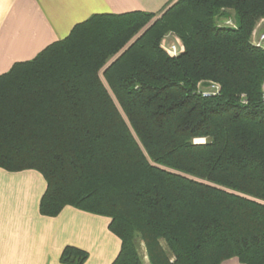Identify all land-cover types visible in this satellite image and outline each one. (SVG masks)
<instances>
[{
	"label": "trees",
	"instance_id": "obj_1",
	"mask_svg": "<svg viewBox=\"0 0 264 264\" xmlns=\"http://www.w3.org/2000/svg\"><path fill=\"white\" fill-rule=\"evenodd\" d=\"M262 18L264 0H177L77 24L0 75V168L44 176L43 215L110 218L113 264H144L141 243L151 264H264Z\"/></svg>",
	"mask_w": 264,
	"mask_h": 264
},
{
	"label": "crops",
	"instance_id": "obj_2",
	"mask_svg": "<svg viewBox=\"0 0 264 264\" xmlns=\"http://www.w3.org/2000/svg\"><path fill=\"white\" fill-rule=\"evenodd\" d=\"M177 0H0V75L34 59L96 14H162ZM47 189L35 170L0 168V264H63L67 246L89 253L84 264H113L122 241L110 218L66 206L55 217L40 212ZM222 264H243L231 258Z\"/></svg>",
	"mask_w": 264,
	"mask_h": 264
},
{
	"label": "rangeland",
	"instance_id": "obj_3",
	"mask_svg": "<svg viewBox=\"0 0 264 264\" xmlns=\"http://www.w3.org/2000/svg\"><path fill=\"white\" fill-rule=\"evenodd\" d=\"M229 20V19H228ZM228 20H219L218 21V23H217V25H221V26H223V25H225V26H231L230 24H228ZM234 23V22H233ZM232 27H234V25L232 26ZM255 33H256V35L257 36H261V35H263L264 34V18H262L259 22H258V24H257V26H256V28H255V31H254ZM177 39L183 44V42H182V40L176 35V34H174V33H172V32H169V33H167L164 37H163V40H162V42H161V47H162V49L163 50H165L166 51V53H168L167 52V50L162 46V43H163V41L165 40V44L166 45H169V44H176V42H177ZM255 39V37L252 35V37H251V41H253ZM184 45V44H183ZM169 54V53H168ZM170 55V54H169ZM207 89V88H206ZM207 90H210V88L209 89H207ZM206 90V91H207ZM217 93V92H216ZM215 93V94H216ZM197 142H204L205 140L204 139H197L196 140ZM139 253H140V255H141V257H142V259H143V262H144V264H151V262H150V258H149V256H148V252H147V248H146V246L144 245V243H141L140 244V246H139ZM174 260V257H172V261Z\"/></svg>",
	"mask_w": 264,
	"mask_h": 264
},
{
	"label": "built area",
	"instance_id": "obj_4",
	"mask_svg": "<svg viewBox=\"0 0 264 264\" xmlns=\"http://www.w3.org/2000/svg\"><path fill=\"white\" fill-rule=\"evenodd\" d=\"M227 22L231 26L234 25V23L231 19H229ZM253 36L255 37V39L252 41V43L256 46L264 47V34L259 37L254 32ZM164 42H165V40L163 41L162 46L167 50V52L171 56H177V55L181 54L185 49L184 45L178 39H177L176 44L174 43V44L166 45ZM219 90H220V86L218 84L214 83L211 85L210 90L204 91V94L205 95L215 94ZM263 97H264V92H263Z\"/></svg>",
	"mask_w": 264,
	"mask_h": 264
}]
</instances>
